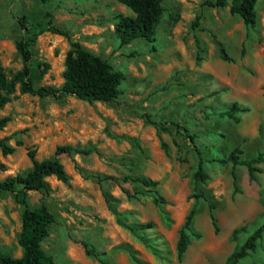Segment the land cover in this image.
I'll return each instance as SVG.
<instances>
[{
    "label": "rangeland",
    "instance_id": "obj_1",
    "mask_svg": "<svg viewBox=\"0 0 264 264\" xmlns=\"http://www.w3.org/2000/svg\"><path fill=\"white\" fill-rule=\"evenodd\" d=\"M231 1L217 8L202 5L203 0H161L163 13L154 39L137 38L120 45L114 32V15L132 11L117 0H0V61L8 76L21 67L15 42L22 32L18 18L24 17L30 32L36 34L34 66L48 65L42 76L34 72L36 81L56 87L62 84L69 42L47 30V13L55 25L67 29L74 40L123 74L120 94L109 102H87L72 95L39 97L16 90L0 108V118L10 117L0 128V138L8 137L15 146L11 154L3 156L0 152L6 164L0 171V181L31 167L27 147L36 149L38 159L50 157L58 144L96 150L61 154L69 182L50 175L46 177L49 192H27L31 207L45 202L54 214L55 221L42 246L56 264H66L61 249L63 237L83 236L79 232L80 218L99 219L90 207L106 205L103 191L115 197L112 204L119 212H128V221L137 220L139 213L122 208V202L144 208L145 221L154 222L160 233L172 228L175 240L194 203L192 228L199 234L191 235L180 261L175 240L171 243L166 238L169 252L165 258L156 257L146 247L141 252L123 242L107 253L103 251L104 259L111 264H135L130 254L119 248L125 244L150 264H222L236 244L264 225V0L256 1L258 22L252 29L229 11ZM197 15L199 19L193 25ZM213 37L223 43L231 61L220 58ZM232 103L239 108L232 112L236 120L223 114ZM60 132L75 137L74 132H79L83 141L76 138L78 141L69 143ZM190 134L194 135L193 142ZM16 140L23 143L16 145ZM235 147L241 149L243 159L261 154V160L254 164L259 169L254 179L243 164L233 167L231 162L212 161ZM197 151L204 159L202 178L195 176ZM92 173L113 176L119 182L110 178L99 182ZM126 175L157 180L156 189L166 203L155 205L152 193L139 182L124 181ZM119 184L130 192L138 191L139 197L127 198ZM193 184L196 190L211 195L217 232L209 218L207 201L190 198ZM21 211L14 192L0 194V251L12 256L22 250L17 240ZM241 226L244 229L233 238L234 228ZM261 236L256 250L239 264H264V230Z\"/></svg>",
    "mask_w": 264,
    "mask_h": 264
},
{
    "label": "trees",
    "instance_id": "obj_2",
    "mask_svg": "<svg viewBox=\"0 0 264 264\" xmlns=\"http://www.w3.org/2000/svg\"><path fill=\"white\" fill-rule=\"evenodd\" d=\"M46 1V0H41ZM127 6L132 13L114 15V32L119 39L120 45L132 42L134 39L140 38L152 41L155 36L156 26L162 16L163 7L161 0H117ZM257 0H232L229 5V11L237 14L247 29L255 28L258 22L256 11ZM228 4V0H203L202 5L209 7L222 8ZM47 30L62 35L67 38L69 48L64 56L63 82L59 87L49 84H39L35 78V71L39 76L46 72L48 65L46 63L33 64V45L36 34L31 33L25 24L24 17L18 18L21 35L15 42L16 50L21 59V67L8 76L0 61V108L9 102L15 91L20 93L37 95L39 97L52 96L60 99L66 95L75 96L78 99L87 102L102 101L109 102L115 99L119 94V84L123 79V74L115 70L112 65L99 54L92 52L84 47L79 41L71 37L67 29L61 28L54 24L50 13H47ZM199 16L195 17L193 25L197 24ZM219 50V56L225 61H231L232 58L227 54L223 43L213 37ZM234 110H239L236 103H232L230 107L223 113L230 117H234ZM233 112V113H232ZM236 120L237 118L234 117ZM10 120L9 116L0 118V128ZM155 125L158 124L149 120ZM191 142L194 141V135H188ZM8 137L0 138V152L3 156L11 154L15 150V146L9 143ZM21 140H16V145H21ZM162 148L166 152V145L162 142ZM196 150V149H195ZM96 151L93 147L81 148L72 144H58L53 150L50 157L38 159L36 157V149L27 147L26 154L31 162V167L24 173H17L5 177L0 181V194L2 192H14L15 200L22 206L21 211V228L18 233V244L22 249L19 257L12 256L8 253L0 251V264H56L53 257L48 254L42 246L43 240L48 236L50 226L55 221L54 214L51 212L45 202H41L36 207H31L27 200V192L29 190L49 192V184L46 177L54 175L58 180L68 183L69 175L66 172L59 156L61 154L82 153L89 154ZM242 153L239 147L233 148L226 156L212 159L221 163L231 162L233 167L243 164L248 169L251 179L255 178L256 171L259 169L254 165L261 160V154L258 153L250 159L240 157ZM198 154V167L195 173L196 177H205L202 170L203 157L200 151ZM6 169V164L0 159V171ZM96 179L101 182L103 179H112L119 182L113 176H101L98 173H92ZM234 184H236V176L232 171ZM124 181L139 182L147 188L146 191L152 193V201L157 206L166 203L165 198L157 191V180L146 176H124ZM120 190L127 198H138V191L130 192L124 185L119 184ZM103 196L107 208L114 214L116 222L122 227L129 230L137 240L147 249H150L156 257L160 259L169 252V244L166 237L156 230V226L152 221L140 222L138 220L128 221V212H119L112 204L115 197L108 192L103 191ZM203 198L208 203V213L214 230H219L217 219L214 213L215 205L212 197L205 190H196L193 184V192L190 198ZM166 216L167 214L164 213ZM196 215L195 204L193 203L184 216L183 222L177 231V240L175 243V253L177 260H182L184 253L190 243L191 235L199 236L192 228L193 220ZM167 217V216H166ZM244 226L234 228L232 237ZM264 225L257 227L249 236L241 243L236 244L233 250L227 255L222 264H239L240 260L254 252L257 247V241L262 237ZM85 253L98 260L101 264H111L104 259L105 252L97 251L86 241H81ZM119 248L126 250L135 264H150L137 257L135 249L129 245H121Z\"/></svg>",
    "mask_w": 264,
    "mask_h": 264
},
{
    "label": "crops",
    "instance_id": "obj_3",
    "mask_svg": "<svg viewBox=\"0 0 264 264\" xmlns=\"http://www.w3.org/2000/svg\"><path fill=\"white\" fill-rule=\"evenodd\" d=\"M60 125L62 126V124ZM60 134L62 133L60 132ZM74 134H76V137L71 133L62 135H64L63 137H66L68 141H71L69 143H73L74 141L78 140H80V142L83 141L84 136L82 134L79 132H74ZM76 138L78 140H76ZM113 193L115 195H119L117 192L113 191ZM93 205L90 207L92 209L91 212L93 211V213H96L99 219H97L95 216H84L83 219L80 218L81 227L79 231L83 236H77L76 238L71 236L63 237L61 249L64 254L66 264H101L98 260L85 253L81 241H86L89 245L93 246L97 251L100 252L106 251L107 253L113 246L123 242H129L135 249L145 252V246L139 241H136L134 235L129 230L116 222L113 213L106 207V205L103 207ZM121 207L135 210L137 213H139V216L136 219L140 222L145 221L144 208L139 207L138 205L129 206L124 202L121 203ZM162 233L169 240V242H174L175 239L173 237L172 228L170 230L163 229ZM98 234H100V236H98ZM21 254L22 250L19 255L14 256L19 257ZM120 254L121 256H124V252H121Z\"/></svg>",
    "mask_w": 264,
    "mask_h": 264
}]
</instances>
